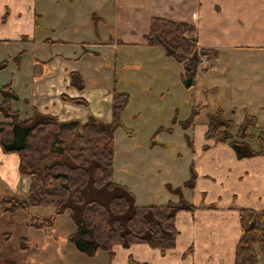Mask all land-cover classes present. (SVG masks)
<instances>
[{
  "label": "crops",
  "instance_id": "obj_1",
  "mask_svg": "<svg viewBox=\"0 0 264 264\" xmlns=\"http://www.w3.org/2000/svg\"><path fill=\"white\" fill-rule=\"evenodd\" d=\"M79 1L82 0H66L72 7L70 11L73 8L81 9L79 14L82 17L80 23H74L68 12L71 20L69 25L76 37H67L71 39L68 42L75 43L84 39L90 48L107 44L116 48L120 42L124 47L149 49L152 47L145 44L144 34L148 31L151 17L159 16L194 25L198 45L215 51L212 66L199 68L197 78L209 71L233 75L228 74L231 68L220 65H223L221 61L224 56L232 59L237 50L262 54L260 66L258 61L253 60L259 70L255 90L242 88L239 94L233 95L231 76L230 79H223L225 84L207 78L203 82V88L205 91L211 90V95L215 97L225 93L229 86L231 89L228 102L223 100L218 106L223 108L225 116L230 118L231 113L235 114L233 121L238 124L246 113L253 114L257 118L258 126L264 130V124L260 122L264 117V0H88L89 3H78ZM37 3L38 0H0V44H13L17 52L25 48L20 56V65L13 67L10 76L3 70L0 71V84L10 80L19 97L15 103L13 101V108L26 117L35 107L42 113L57 115L59 122H77L74 126L85 121L89 113L107 121L111 120L112 80L106 77L105 82L95 83V78L91 81L90 73L96 76V66L92 61L89 63L91 58L88 55H92L87 51L83 54L85 58H79V49L72 48V45L60 46L57 52L43 48L45 45L41 34L49 25L43 24L40 31L39 19L44 14L39 11ZM92 11L104 19L100 20V26L94 25V29L90 16ZM66 12L64 11V15ZM103 30L107 31L106 37ZM105 38L106 41L103 40ZM39 47L45 52L40 54L41 57H38L39 54L33 57L31 51ZM239 63L246 67L249 62L244 59ZM23 65L26 66L25 69ZM244 69L241 68L240 71L246 80ZM71 71L82 76L85 85L83 90L71 84ZM178 71L180 77V63ZM159 74V77H165L163 71ZM129 84L130 79L126 78L122 91L128 92ZM116 86L119 89L118 78ZM61 94L84 97L88 106L63 101ZM202 102L206 104L204 100ZM205 131V122L193 124L192 135L195 136L190 137L191 150H188L183 176L178 177L175 174L172 180L165 181V167L153 165L149 151L142 153L137 171L123 166L113 169L116 181L128 185L138 204H163L178 199L179 194L174 191V187L189 179L191 171L195 173L193 187L184 186L181 190L182 195L195 208L193 211H179L176 214L175 225L179 233L174 247L162 252L146 243L138 242L129 248L115 245L111 258L107 251L101 250L95 256H101L108 264L234 263L235 246L240 236L238 207H264V155L238 159L230 145L207 139L204 136ZM251 145L257 146L254 140ZM149 146L152 147V144ZM115 155L114 152V159ZM161 156L164 157L165 154ZM19 162L16 152H5L0 146V198H9L18 192L24 194L28 190L30 180L28 176L20 173ZM157 172H164L165 178L156 181L160 179ZM124 174L126 176H122ZM163 181L169 185L166 187ZM32 210L34 212L38 209ZM28 217L29 214L23 210L2 212L0 209V264H42L37 254L33 253L45 245H54V240L65 241V235L49 238L42 230L27 226ZM31 232L43 234L41 238L45 241L44 245L41 240H34ZM23 236L30 241L29 248L25 250L19 246V239ZM69 246L68 242L59 245L63 256L71 252ZM63 262L68 264V261Z\"/></svg>",
  "mask_w": 264,
  "mask_h": 264
},
{
  "label": "trees",
  "instance_id": "obj_2",
  "mask_svg": "<svg viewBox=\"0 0 264 264\" xmlns=\"http://www.w3.org/2000/svg\"><path fill=\"white\" fill-rule=\"evenodd\" d=\"M97 20L93 12L91 21L95 27ZM144 39L147 46L161 47L166 56L182 65L180 80L186 88L195 84L201 57L211 51L198 45L194 25L159 16L151 17ZM4 67L5 62H0V70ZM70 76L71 84L83 90L85 85L80 73L71 71ZM111 95V120L89 113L85 121L61 131L62 149L52 151L50 142L60 123L57 118L35 107L29 117L22 118L11 106L18 100L12 84L0 86V146L5 152L19 154V171L30 178L26 193L0 198L1 211L27 212L26 225L35 229L52 226L57 215L68 211L74 230L67 241L87 256L101 250L107 251L111 258L113 245L129 248L138 242L164 252L174 247L179 233L176 214L193 211L195 205L184 198L178 187L174 188L179 194L177 200L138 204L134 193L114 180V133L123 125L121 114L127 107L129 94L119 90L115 80ZM60 97L66 102L88 106V101L81 96L61 94ZM199 113L198 105H194L189 117L181 121L183 127L192 126ZM205 118L204 136L230 145L236 158L264 155V130L258 126L255 115L246 113L235 124L225 116L223 108L217 107L213 112H206ZM126 133L132 132L126 129ZM252 140L256 147L251 145ZM188 144L191 147L190 138ZM194 180L195 173L191 171L183 186L193 187ZM34 207H52L53 212L41 216L32 212ZM238 217L240 236L233 264H264V207H238ZM19 246L25 250L30 241L23 236Z\"/></svg>",
  "mask_w": 264,
  "mask_h": 264
},
{
  "label": "rangeland",
  "instance_id": "obj_3",
  "mask_svg": "<svg viewBox=\"0 0 264 264\" xmlns=\"http://www.w3.org/2000/svg\"><path fill=\"white\" fill-rule=\"evenodd\" d=\"M89 2L90 1L88 0H82L78 3ZM37 4L39 5V11H42L44 14L43 17H40L41 19H39L40 31L43 28V24L49 25L47 30L41 34V38L43 36L42 42L45 45L43 48L52 52H57L56 50L60 46L64 47L72 45V48L79 49V58L83 56L85 51L91 53L92 57L88 55V58H91L89 63L92 61L96 66V76H94L93 73H90V76L92 77L91 81H94L95 78V83L105 82L106 77H109L113 83V81L118 78L119 89L122 90V85L126 81V78L130 79V84L128 86L129 91H126L129 94V101L126 109L121 114V122L123 125L118 127L114 133V152L116 155L115 159L113 158V169H119L123 166L124 168H131L137 171L142 159V153L149 151L153 160L152 164H159L160 166L163 165V167H165L167 172V178L165 181L172 180L175 174L178 177L183 176L188 150H191L188 144V139L195 135H192L193 125L183 127L181 121H184L189 117L194 105H198L200 113L196 116L195 122L199 125L206 121V112L215 111L217 107L222 104L223 100L228 102L229 99L231 89L229 86L226 87L227 90L225 93L214 97L210 93L211 90H204L203 82L205 79L209 78L208 80H210L211 78L215 80V82L222 83L224 82V78L227 80V78L230 79L229 76H231L234 85L231 90L233 95L239 94L242 88H246L247 90L256 89L258 83L257 72L259 70L257 65L253 64V60L258 61L259 63L262 54L257 55L255 52L237 50L234 52L235 54L233 53L234 55H232V59H227L228 57L224 56L221 61L223 65H220L221 67L225 65L226 67L228 66V68H231L228 74L233 73V75L228 76L224 75L222 72L209 71L203 76L196 78L193 86L186 88L181 80H179L178 62L176 63L174 59L168 56L166 57L161 47L155 46L146 49L132 46V48H130L124 47L118 42L119 45L117 44L118 47L116 48L109 44L90 48L89 44L86 43L84 39L83 41L75 43L74 41L68 42L67 40L76 38L71 25H69L71 20L68 17V12H70L69 16L71 15L72 21L78 24L82 19L79 14L81 9L77 8L74 10L73 8V11H70L72 10V7L68 5L69 2H66V0H38ZM42 7L45 8L43 9ZM64 11H67L66 15H64ZM92 13L93 11L90 13V16ZM62 15H64V17H62ZM96 17L98 18L96 23L98 27L100 26V20L104 19L99 15H96ZM102 24L103 23H101V25ZM93 27L94 24L92 23V28ZM102 27L105 28L104 25H102ZM106 33L107 31L103 30V34H105L104 37H106ZM67 37L71 39H68ZM103 40L106 41V38ZM43 48H34L33 51H31L32 56L36 57L39 54L38 57H41L40 54L45 52ZM22 49L23 50L17 52L15 51L16 49L13 44H0V62H5V67L2 70L4 73H7L8 76H10L13 71V67L17 68V66L20 65L18 64L21 60L20 56L23 54L25 48ZM28 50L30 49L28 48ZM159 55L161 59H159ZM82 58H85V55ZM214 58L215 51L213 50L207 55L201 57L200 61L204 64H200V69L201 67L212 66V60ZM244 59L249 62L246 67L241 66V63H239V61H243ZM169 61L171 64H169ZM27 65L28 64H26V66ZM26 66L24 67L23 65V69H25ZM258 66H260V63ZM241 68H245L244 75L246 76V80L243 79L242 72L240 71ZM161 71H163L165 75L163 78L159 77ZM7 83H11L10 80H8ZM1 85L3 84H0V86ZM232 98L234 99V97ZM203 100L206 104L202 102ZM15 101L17 100H14V103ZM23 101L26 102V100ZM29 116L30 115L26 117ZM54 116L59 121L58 116ZM21 117L25 118V116ZM0 118L2 117L0 116ZM230 118L235 119V114L231 113ZM260 122L261 124H264V117L260 119ZM159 127H162V129L157 130ZM126 129L130 130L132 133L130 135L127 134ZM151 144L152 147L149 146ZM148 146L149 148H147ZM163 153L165 154L164 157L161 156ZM158 169H160V167ZM157 175L160 179H157L156 181H161L163 180L162 178H165L163 176L164 172L162 174L157 172ZM122 176L126 175L124 174ZM113 178L116 181L114 174ZM165 181L163 182L167 187L169 183H165ZM131 182L133 183L134 181ZM183 183L184 181L174 188L178 187L182 190L184 187ZM121 184L126 185L125 183ZM126 186L132 191L128 185ZM184 198L188 200L186 197ZM34 209H38L34 212H37L41 216H48L53 212L52 207H34ZM39 230L47 233L49 238L56 235H65V241L57 239L56 242V240H54V245H45L44 247H41L40 250L33 253L35 255L37 254L42 264H64L63 261H68V264H108L107 260H103L101 256H95L96 254L94 256H87L83 252L76 250L75 247L67 241V236L74 230V224L69 217L68 211L57 215L52 226L44 227ZM42 235L43 234L39 232H31L32 238L34 240L36 238L37 240H41V244L44 245L45 241L43 242L44 239L42 240ZM66 241L72 250L71 252L66 253V256H63V252L59 248V245L67 243ZM114 247L115 245L112 246V250ZM25 260L29 259L25 258Z\"/></svg>",
  "mask_w": 264,
  "mask_h": 264
},
{
  "label": "water",
  "instance_id": "obj_4",
  "mask_svg": "<svg viewBox=\"0 0 264 264\" xmlns=\"http://www.w3.org/2000/svg\"><path fill=\"white\" fill-rule=\"evenodd\" d=\"M77 122L75 121H68V122H60L59 123V129L56 132H53V138L50 142V149L52 151L56 150V151H60L62 149V139L59 137V134L61 133V131L69 126H74L76 125Z\"/></svg>",
  "mask_w": 264,
  "mask_h": 264
},
{
  "label": "built area",
  "instance_id": "obj_5",
  "mask_svg": "<svg viewBox=\"0 0 264 264\" xmlns=\"http://www.w3.org/2000/svg\"><path fill=\"white\" fill-rule=\"evenodd\" d=\"M200 64L202 65V64H204L202 61H200Z\"/></svg>",
  "mask_w": 264,
  "mask_h": 264
}]
</instances>
